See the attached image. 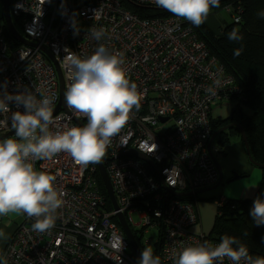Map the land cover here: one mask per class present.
<instances>
[{
    "label": "built area",
    "instance_id": "obj_1",
    "mask_svg": "<svg viewBox=\"0 0 264 264\" xmlns=\"http://www.w3.org/2000/svg\"><path fill=\"white\" fill-rule=\"evenodd\" d=\"M132 5L156 7L154 0H14L9 8L11 20L18 18L20 36L36 45L20 43L12 51L1 52L7 59L0 56V86L7 81L9 93L27 87L38 99L54 96V108L58 102V85L52 74L54 64L43 58L39 47H47L56 63L61 64L66 87L71 83L66 55L75 52L84 58L100 44L110 52L124 54L128 76L143 93V99L139 110H133L126 126L112 138L103 161L119 210L126 213L136 235L140 234L141 245L157 250L161 264H175L181 246L218 241L210 233H187L200 221L196 205L161 188L155 173L151 174L143 161L120 153L135 149L148 156L159 167L162 183L175 192L215 185L218 170L208 148L212 104L229 100L239 94V88L235 78L182 18L174 15L143 18ZM96 9L102 10L99 19L93 17ZM240 12L235 7L234 22L239 21ZM73 19L79 27L77 35L73 34ZM90 28H103L105 35L97 41ZM75 40L78 43H72ZM3 41L0 30V45ZM9 107L11 111L24 110L22 105ZM75 118L86 123V119L70 110L54 115L58 124L70 121L77 126ZM11 130L10 126L0 127V136ZM35 167L56 175L55 186L66 194L54 226L60 235L49 236L53 229L43 233L33 231L34 218L23 214L0 258H5L7 264H45L42 257L45 254L47 264H70L71 259L81 264H117L119 258L120 264H138L127 248L121 228L110 216L111 209L97 197L94 168H83L64 153L51 160L36 161ZM85 175L92 181H84ZM219 200L217 203L221 204L225 198L221 196ZM136 207L144 208L145 212L139 223L134 224L130 214ZM85 210L94 213L90 216ZM160 218L164 233L159 226ZM38 237L40 243H36ZM121 238L124 247L118 253ZM159 239L161 245L156 247ZM31 248L37 253H32ZM224 264L231 262L225 259Z\"/></svg>",
    "mask_w": 264,
    "mask_h": 264
},
{
    "label": "clouds",
    "instance_id": "obj_2",
    "mask_svg": "<svg viewBox=\"0 0 264 264\" xmlns=\"http://www.w3.org/2000/svg\"><path fill=\"white\" fill-rule=\"evenodd\" d=\"M154 3L195 27L206 21L212 8L220 6V0H154ZM93 13L99 19L102 10ZM258 15L264 18V11ZM72 26L73 34L77 35L79 27L75 19ZM89 31L97 41L105 35L103 28ZM228 39L240 42L243 36L233 29ZM241 52L242 48L235 49L234 57ZM65 65L70 69L71 83L63 93V101L66 109L86 119L83 126L71 125L70 121L57 123L54 96L38 99L27 87L9 93L7 81L0 86V117H5L0 119V127L10 126L14 130L13 136L0 138V216L15 213L34 218L31 228L38 233L55 226L57 210L63 206L66 194L55 186L57 176L37 170L35 162L51 160L63 152L83 168L103 163L112 138L126 126L133 110H139L143 99V93L128 76L124 54L110 52L104 44L84 58L75 52L66 55ZM10 104L22 105L24 110L11 111ZM248 214L257 227L264 226V198H255ZM0 238L7 239L3 230ZM123 247L121 238L118 253ZM225 259L231 264H264V257H253L245 244L227 234L216 244L205 241L184 246L175 264H224ZM0 264H7V260L0 258ZM138 264H161V259L147 246L141 251Z\"/></svg>",
    "mask_w": 264,
    "mask_h": 264
},
{
    "label": "trees",
    "instance_id": "obj_3",
    "mask_svg": "<svg viewBox=\"0 0 264 264\" xmlns=\"http://www.w3.org/2000/svg\"><path fill=\"white\" fill-rule=\"evenodd\" d=\"M13 1L9 0V8L12 7ZM228 4L232 8L230 12L232 17L235 7L241 9L238 22H234L233 19L226 24L217 21L218 28L216 30L209 27L206 21L199 27L193 26L186 20H183V23L192 28L196 38L205 43L210 54L214 55L235 78L239 94H235L227 100H234L228 121L236 122L242 126L247 137L251 157L257 162L264 163V18L258 15L264 11V0H220V6L212 8L211 11L215 12ZM125 5L128 6L126 3ZM130 7L148 17L173 15L158 6L152 9L145 6L132 5ZM0 20H3L2 15H0ZM12 23L20 26L18 18L12 17ZM233 29H237L243 36L242 41L234 42L228 39ZM3 32L8 46L11 47L9 51L20 46V42L15 40L6 28ZM241 48V54L234 57L233 51ZM245 108L249 111H245ZM212 119L213 133L225 121L222 118ZM231 136L240 138L237 127H231L221 132L212 143L215 142L216 146L222 149L228 145ZM148 170L150 169L148 168ZM150 173L153 174L152 171ZM98 179L101 184L99 177ZM221 193V189L218 188L191 197H180V200L196 202L199 199L214 198L219 202ZM257 197L264 198V169H262L261 183L254 198L225 199L224 203H217V211L210 235L218 241L225 234L234 236L248 247L250 255L264 257V226L257 227L248 214L253 200ZM107 207L110 209L109 206ZM139 236L134 233L136 242L142 251L144 247L141 245V240L139 241ZM154 255L158 256L157 250L154 251Z\"/></svg>",
    "mask_w": 264,
    "mask_h": 264
},
{
    "label": "rangeland",
    "instance_id": "obj_4",
    "mask_svg": "<svg viewBox=\"0 0 264 264\" xmlns=\"http://www.w3.org/2000/svg\"><path fill=\"white\" fill-rule=\"evenodd\" d=\"M1 2H0V15L3 14ZM80 2H82V0H80ZM231 10H232V8L228 4V5L223 6L222 9H219L215 12L211 11L210 14L208 15L207 19H206L208 26L213 28L214 30H216L218 28L217 27V25H218L217 16L222 18L221 22H225V24L230 23L231 20L233 19L232 15L230 13ZM14 28L16 29L18 34L21 35L20 26L15 24ZM212 56H214V55H212ZM224 102H227V103L221 104L220 102H217V103L212 104V107H213L212 108V118L213 119L222 118L223 121H225L223 125H226L227 123H232V122L228 121V116L230 113L229 108L231 105H233L234 100L224 101ZM245 111H249V110L245 108ZM231 138H232L231 141H235L236 139L238 140V136H236V137L231 136ZM216 147H217L216 143L215 142L212 143V152L215 155V157L217 158V160L219 161L220 166L222 167L223 180L220 183V185L217 186L214 190L220 188L222 191L221 195L224 197H227L228 199L245 198L246 194H247L246 192L248 191L246 189V186L248 187V183L251 181L252 177L244 176V177H240V178H237L235 180H230L229 182H226L227 179H229V177L232 175V173H231L232 166L230 164L231 155L229 153L226 155H221L219 151L214 152L213 149H215ZM253 168L256 171L261 172L260 167L253 166ZM234 171H235V173L241 174L237 171V169H234ZM195 204H196V208H197V211L199 214L200 221H199V223L193 225L191 227V230L194 233L204 232V233L208 234V233H210V231L213 227V224H214L215 213L217 211L216 210L217 199H214V198H212V199H199V200H196ZM134 209H136V210L132 211L130 216H131L132 222L134 224H137L140 221L139 217L141 215H143V213L145 212V209L142 207H136Z\"/></svg>",
    "mask_w": 264,
    "mask_h": 264
},
{
    "label": "water",
    "instance_id": "obj_5",
    "mask_svg": "<svg viewBox=\"0 0 264 264\" xmlns=\"http://www.w3.org/2000/svg\"><path fill=\"white\" fill-rule=\"evenodd\" d=\"M1 1H2V10H3L2 17H3V20L5 22V25L7 27L8 32L18 42H20L21 44L35 46L36 45L35 43L29 42L26 39H24L23 37H21L18 34V32L16 31V29L14 28V25H13L11 17H10V12H9V0H1ZM42 48H43V51L48 55V59L50 61H52L53 64L57 67V63H56L53 55L47 49H45L44 47H42ZM57 71L59 73V79H60V101H59V103H58V105L56 107L58 109L59 106L64 103V101H63V95H62V85H61L62 81H61L59 68H57ZM161 120L163 121L164 118H161ZM231 127H237V129L239 130L240 138L243 141V145H244L245 152H246V155H247V158H248L249 162L251 164L257 166V167H260L261 169H264V163L257 162L251 157L250 150H249V145H248V141H247V137H246L245 131L242 128V126L240 124L236 123V122H232V123L223 125L219 129L214 131L211 134L209 142H208V148H209L210 156H211L213 162L215 163V166H216V168H217V170L219 172V178H218V181L215 183V185H213L211 187H208V188L198 189L196 191H187V192H175V191L171 190L170 188H168L165 184H163V188L166 191H168L173 196H176V197H187V196L197 195V194H200V193H205V192L211 191V190L215 189L217 186H219L220 183L222 182V167L220 166L219 161L217 160V158L215 157V155L213 154V152L211 150V144H212L214 138L218 134H220L221 132H223V131L231 128ZM12 135H14V130H11V131H8L7 133L2 134L0 136V138H4L6 136H12ZM125 155H129V156H133V157L142 159V160L146 161L151 167L154 166L152 160L148 156H146L143 153L139 152L138 150L127 149V150H124V151H122L120 153V156H125ZM98 166H99V172H100L101 181H102V183H103V185H104V187H105V189H106V191H107V193H108V195H109V197H110V199H111V201H112V203L114 205L112 187H111L108 175L106 173V170H105V168H104V166L102 164H99ZM238 177H239L238 173H235V171H233L231 180H235ZM119 222L121 224V228H122L124 234L126 235L128 241H129V245L131 247L130 249H131L132 253L134 254L135 259H136V261L138 263L139 258H140V254H141V249H140L138 243L136 242V240L134 239V236L132 235V232L130 231V229H129V227H128V225H127V223L124 220L122 215H119Z\"/></svg>",
    "mask_w": 264,
    "mask_h": 264
},
{
    "label": "bare ground",
    "instance_id": "obj_6",
    "mask_svg": "<svg viewBox=\"0 0 264 264\" xmlns=\"http://www.w3.org/2000/svg\"><path fill=\"white\" fill-rule=\"evenodd\" d=\"M137 14H139V16H141V17H143V18H148V16H145V15H142V13H140V11H135ZM4 28H6L7 29V27H6V25H5V22H4V20H0V30H1V32H2V34L4 35ZM11 35V34H10ZM12 36V35H11ZM13 37V36H12ZM14 38V37H13ZM15 39V38H14ZM67 39H71V38H68L67 37ZM16 40V39H15ZM72 43H78V41L77 40H75L74 42H72ZM42 47H44L45 49H47L49 52H50V50L47 48V47H45V46H41V47H39L38 48V50L42 53V55H43V58L45 59V60H47L48 59V55L43 51V48ZM11 47H9L8 46V42L6 41V39H5V36H4V41H3V43H2V45H0V56H1V58H5V59H7V56L4 54V53H1V52H3L5 49H10ZM30 50H34L33 48H29ZM51 53V52H50ZM52 54V53H51ZM57 68H59V70H60V76H61V81H62V95H63V93L65 92V90H66V84H65V81H64V78H63V68H62V66H61V64H59V63H57V67L55 66V65H53V67H52V74H53V76H55V78H56V81H57V85H58V102H57V104H56V106L54 107V115H58V114H67L68 113V109H66V107H65V104L63 103L62 105H60L59 106V108L57 109L56 107H57V105H58V103H59V101H60V79H59V73H58V71H57ZM74 121L76 122V124H77V126H83L84 125V123L80 120V119H74ZM63 153V152H62ZM64 154H67V153H64ZM139 159V158H138ZM141 161H143L145 164H147L148 165V168L152 171V172H154L155 173V180L160 184V187L161 188H163V183H162V177H161V175L159 174V167H157L154 163V166L153 167H151L146 161H144V160H142V159H140ZM39 161V160H38ZM103 166H104V168H105V163H104V161H103V163H101ZM99 164H95V165H93V164H89V167H92V168H94L95 169V171H96V173H97V176L96 177H94V179H95V188H96V194H97V197L100 199V201L101 202H103L106 206H109L110 207V209H111V212H110V216H111V218H112V220H113V222L118 226V227H120L121 228V224H120V222H119V215H122L123 216V218H124V220L126 221V223H127V225H128V227H129V229H130V231L132 232V235L134 236V233H136L137 234V232L133 229V228H131L130 227V225H129V223H128V221H127V218H126V213L124 212V211H120L119 210V204L117 203V199H116V197L114 196V194H113V200H114V205H113V203H112V201H111V199H110V197H109V195H108V193H107V191H106V189H105V187H104V185H103V183H102V181H101V178H100V172H99V166H98ZM105 170H106V168H105ZM106 173H107V170H106ZM98 177L100 178V181H101V184L99 183V179H98ZM218 178H219V172H218ZM222 180H223V171H222ZM84 181H92V180H90L89 178H87V175H85V177H84ZM226 182H229V180L227 179V181ZM112 193H113V191H112ZM255 194H256V191L254 192V194H253V196L251 197V198H246V199H252V198H254V196H255ZM192 196H195V195H192ZM191 197V196H190ZM225 199H226V197H225ZM186 202H190V203H192L193 205H196L195 203L196 202H194V201H186ZM162 208H164V207H162ZM83 212H85L86 214H88V215H92L94 212L93 211H89V210H85V211H83ZM195 212H196V215H197V217H198V219L200 220V218H199V214H198V211H197V209H195ZM26 218H28L27 216H26ZM158 221L160 222V224H159V226L161 227V232L162 233H164V225H163V218H160V219H158ZM143 227H147V225H143ZM16 228H17V224H15L14 225V228H13V230H12V233L16 230ZM53 229V233L52 234H49V236H53V237H55L56 235H60V232L56 229V227H53L52 228ZM121 230H122V228H121ZM122 232H123V230H122ZM11 233V234H12ZM187 233H194L193 231H187ZM123 234H124V232H123ZM213 238H214V236H212ZM124 239H125V241H126V244H127V248H131L130 247V245H129V241H128V239H127V237H126V235L124 234ZM134 239H135V237H134ZM215 239V238H214ZM136 240V239H135ZM216 241H218L217 239H215ZM40 241H41V237H38L37 238V240H36V243H40ZM29 241L28 240H25V243H28ZM219 242V241H218ZM161 245V240L159 239L156 243H155V246L156 247H159ZM182 247L183 246H181L180 247V249L182 250ZM31 252L32 253H34V254H36L37 253V251L34 249V248H31ZM42 257L44 258L43 259V263H45V264H47V261H46V259H45V254H42ZM69 261V263L70 264H81L79 261H77V260H74V259H71V260H68Z\"/></svg>",
    "mask_w": 264,
    "mask_h": 264
},
{
    "label": "crops",
    "instance_id": "obj_7",
    "mask_svg": "<svg viewBox=\"0 0 264 264\" xmlns=\"http://www.w3.org/2000/svg\"><path fill=\"white\" fill-rule=\"evenodd\" d=\"M217 21H222V18L217 16ZM213 24V23H212ZM218 26V25H217ZM222 103H227V102H222ZM221 103V104H222ZM231 109V106L230 108ZM236 137V136H233ZM231 137L229 138V143L227 146L221 148H215L213 151H219L221 155H226L230 154L231 155V169H237V171L241 174H238L239 177H244V176H250L252 177L251 181L248 183V187L246 186V189L248 190L246 193L245 198H251L253 196V193L259 188L260 183H261V178H262V169L261 172L256 171L247 158L245 148L243 145L242 140L238 137V140L236 139L235 141H231ZM211 150H212V144H211ZM257 167V166H256ZM224 197V196H223ZM225 198V197H224ZM226 199H228L226 197ZM239 199H244V198H239ZM22 220V215L21 214H15V213H10L5 216H0V230H3L8 237L12 233V230L14 228L15 224H18ZM7 239H2L0 238V253L4 249Z\"/></svg>",
    "mask_w": 264,
    "mask_h": 264
},
{
    "label": "flooded vegetation",
    "instance_id": "obj_8",
    "mask_svg": "<svg viewBox=\"0 0 264 264\" xmlns=\"http://www.w3.org/2000/svg\"><path fill=\"white\" fill-rule=\"evenodd\" d=\"M231 122V121H230ZM227 124H229V123H227ZM234 170L233 169H231V173L233 172ZM231 177H232V175L229 177V179L231 180ZM228 179V180H229Z\"/></svg>",
    "mask_w": 264,
    "mask_h": 264
}]
</instances>
